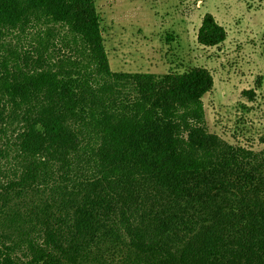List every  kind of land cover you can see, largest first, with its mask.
I'll return each mask as SVG.
<instances>
[{
  "label": "trees",
  "instance_id": "trees-1",
  "mask_svg": "<svg viewBox=\"0 0 264 264\" xmlns=\"http://www.w3.org/2000/svg\"><path fill=\"white\" fill-rule=\"evenodd\" d=\"M197 40L227 31L207 14ZM214 84L113 72L96 0H0V264L264 247V150L210 133Z\"/></svg>",
  "mask_w": 264,
  "mask_h": 264
},
{
  "label": "rangeland",
  "instance_id": "rangeland-1",
  "mask_svg": "<svg viewBox=\"0 0 264 264\" xmlns=\"http://www.w3.org/2000/svg\"><path fill=\"white\" fill-rule=\"evenodd\" d=\"M96 7L113 72L208 69L215 81L203 99L210 133L234 146L264 150V0H96ZM207 14L227 31V40L216 48L197 40ZM186 260L264 264V247L193 253Z\"/></svg>",
  "mask_w": 264,
  "mask_h": 264
}]
</instances>
